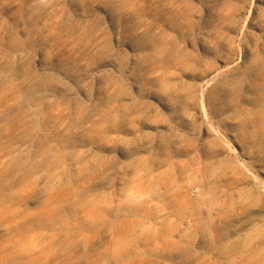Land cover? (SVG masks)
<instances>
[{
	"label": "rangeland",
	"instance_id": "obj_1",
	"mask_svg": "<svg viewBox=\"0 0 264 264\" xmlns=\"http://www.w3.org/2000/svg\"><path fill=\"white\" fill-rule=\"evenodd\" d=\"M0 264H264V0H0Z\"/></svg>",
	"mask_w": 264,
	"mask_h": 264
},
{
	"label": "bare ground",
	"instance_id": "obj_2",
	"mask_svg": "<svg viewBox=\"0 0 264 264\" xmlns=\"http://www.w3.org/2000/svg\"><path fill=\"white\" fill-rule=\"evenodd\" d=\"M220 199L224 202H231L233 200V194L229 191H224L221 193Z\"/></svg>",
	"mask_w": 264,
	"mask_h": 264
}]
</instances>
